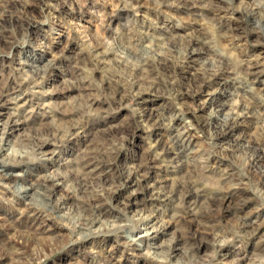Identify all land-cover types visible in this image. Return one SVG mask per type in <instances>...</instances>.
Returning <instances> with one entry per match:
<instances>
[{
    "label": "rangeland",
    "instance_id": "rangeland-1",
    "mask_svg": "<svg viewBox=\"0 0 264 264\" xmlns=\"http://www.w3.org/2000/svg\"><path fill=\"white\" fill-rule=\"evenodd\" d=\"M259 3L264 5V0H0V31L5 37L0 40V91L18 102L30 97L50 107L25 111L20 119L28 120L13 130L12 141L54 125L65 128L73 117L71 106L89 99L95 102L88 134L46 147L44 160L22 166L29 172L26 178L55 169L66 175L77 151L105 134L126 137L117 168L138 162L152 146L167 148L166 161L157 163L148 183L165 179L171 185L188 169L203 182L196 209L215 210V232L225 231L229 239L210 264L264 261V197L256 186V178L264 176V25L253 19L264 22V10L262 16L257 14ZM103 47L139 54L161 51L164 61L150 68L139 95L102 102L112 55L105 57L110 60L106 64L92 52ZM184 53L186 58L180 60ZM133 57L125 55L123 63L134 65ZM210 64L217 65L219 74L202 81L203 69ZM21 74L42 78L40 85L21 90L17 87ZM124 75L130 78L129 73ZM174 76L180 80L178 93L166 88ZM244 101L251 103V109L229 119ZM140 114L148 117V123L139 121ZM178 135L181 146L175 143ZM5 148L9 155L11 150ZM203 160L206 167L201 169ZM214 185L230 186L229 198L215 199L219 192L212 190ZM135 192L121 216L152 213L168 227L151 240L138 225L122 233V238L134 239L133 246H123L111 233L79 239L70 229L73 219L33 220L22 214L23 204L10 192L0 191V264H8L5 254L23 241L30 253H37L29 264H151L146 254L154 250L151 245L167 243L195 225L181 215L171 219L172 203L151 201L142 189ZM64 195V189L55 193L57 204ZM66 202L59 212L65 217L73 204ZM242 221L252 222L256 230L228 232ZM49 225L53 230L37 229ZM194 235L204 244L179 245L170 264H188V254L202 263L212 255L213 235Z\"/></svg>",
    "mask_w": 264,
    "mask_h": 264
},
{
    "label": "bare ground",
    "instance_id": "bare-ground-1",
    "mask_svg": "<svg viewBox=\"0 0 264 264\" xmlns=\"http://www.w3.org/2000/svg\"><path fill=\"white\" fill-rule=\"evenodd\" d=\"M257 7L261 11L257 12V14L262 16L264 5L259 3ZM253 19L256 24L264 25V22L261 23L256 18ZM262 35L264 36V33ZM1 38L2 40L5 39L2 31H0V40ZM92 55L99 57L104 63L108 59L105 57L112 55L111 64L109 65L110 76L106 80L104 79L105 86L102 89L100 98L102 102H122L127 97L139 95L143 82L147 80L150 68L160 65L164 61V58H161L163 57L161 51L157 53L154 50L139 54L138 52H117L113 48L103 47V50L95 49ZM125 55L134 56L136 63L130 67L124 64L123 58ZM180 58V60H184L186 53L181 55ZM106 64H109V62ZM216 68L217 65L212 64L205 67L202 81H209L218 75L220 70ZM125 72L130 74V78L124 77ZM104 76L106 77L105 74ZM41 79L36 76H24L21 74L17 81V87L19 86L22 90V88L26 87L39 86ZM166 84V88L172 93H178L181 88L179 86L180 80L177 76L169 79ZM11 99L8 98L6 92L0 91V191L7 190L17 201L23 204V215H27L33 220L44 219L47 216L60 220L68 219V221L73 219L75 224L70 229L79 239L90 235L96 236V234L111 233L115 235L119 244L133 246L134 239L126 237L124 239L122 238V233L129 229L137 228L138 225H143V236H150L151 240H156L162 233H165V229L168 227L164 220L155 217L152 213L140 214L132 218L121 216L120 212L126 210L129 206L130 197L137 193L135 191L142 189L151 201L172 203L174 212L170 215L171 219L174 216L181 215L188 218L195 225V229L180 236H173L167 243L155 242L151 245L154 250L152 252L148 250L146 254L152 258L153 264H170V256L174 251L178 250V246L181 244H186L190 241L192 244L195 243L197 247L203 245L204 240L195 238L194 234L197 233L213 235V241L209 244L211 245L212 255L204 259L202 263L195 261L193 255L188 254L186 263L210 264L214 261L215 254L225 249L229 239L225 235V231L223 233L215 232L216 229L213 222L216 219V211L211 208L206 210L196 209L198 192L201 188L202 190L205 189L202 187L203 182L198 181L200 179L197 178V173L195 174L196 177H194L192 176V171L188 169L186 170V176L184 175L185 177L171 185L165 184V179H154V182L148 183L152 177V170L156 168L157 163L166 161L167 148L161 149L160 147L152 146L147 154L140 157L138 162L124 164L117 168L115 163L120 157L121 146L124 144L126 137L115 133L105 134L84 145L79 152L77 151L76 157L70 160L73 165L68 169L66 175L55 169L35 175L36 177L32 180L26 178L29 172L23 169L22 166L32 164L35 160H44L46 147H58L67 140L79 137L84 138L88 134L86 125L92 112L96 111L93 107L95 102L94 99H89L84 103L71 106L69 115L73 117L71 123L65 128L54 125L55 127L51 130L29 133L13 142L10 137L13 130L19 124L28 120L26 118L20 119V116H23L25 111L30 114L35 111L49 109L50 107L46 103H34L32 101L33 98L30 97H26L20 102L16 99ZM12 109L14 112L8 111ZM250 109L251 103L244 101L237 106V111L232 113L229 119L234 121ZM138 119L144 122L149 121L144 114H140ZM175 143L177 146L182 145V138L179 135ZM5 147H7V150H11L9 155L4 153ZM16 147L20 149L19 152L15 151ZM179 152L184 151L181 149ZM205 161L203 160L204 163ZM202 165L200 168L204 169L206 163ZM256 186L264 197V176L263 178L260 176L256 178ZM213 187V191L218 190L217 192H219L215 199L221 201L229 198L231 193L230 186L223 188L220 185H214ZM59 189H64L65 195L63 200H60V204H57L56 201L58 199L56 200L54 195ZM128 189L131 190L129 191ZM66 200L73 201V204L68 209L67 217L59 214L60 209L65 208L63 206L67 204ZM37 229L40 232L53 230L50 225L48 228L39 227ZM255 230L256 226H253L252 222L242 221L228 232L234 235L239 232H254ZM138 240L141 241L140 239ZM26 243L23 241L20 245L13 246L7 255L5 254L4 256L5 260H7L6 263L29 264L30 261H34L37 253H30ZM1 260L2 258L0 257ZM251 264H264V261L257 260Z\"/></svg>",
    "mask_w": 264,
    "mask_h": 264
}]
</instances>
